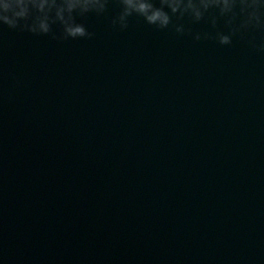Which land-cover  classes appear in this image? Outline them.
Wrapping results in <instances>:
<instances>
[{"label":"water","instance_id":"95a60500","mask_svg":"<svg viewBox=\"0 0 264 264\" xmlns=\"http://www.w3.org/2000/svg\"><path fill=\"white\" fill-rule=\"evenodd\" d=\"M82 22L0 31V261L264 264V55Z\"/></svg>","mask_w":264,"mask_h":264},{"label":"clouds","instance_id":"9594fccd","mask_svg":"<svg viewBox=\"0 0 264 264\" xmlns=\"http://www.w3.org/2000/svg\"><path fill=\"white\" fill-rule=\"evenodd\" d=\"M89 15L106 19L116 32L128 31L131 19L139 17L193 43L244 42L264 55V0H0V31L6 25L58 44L94 40L96 32L82 22ZM201 24L206 28L197 29Z\"/></svg>","mask_w":264,"mask_h":264}]
</instances>
